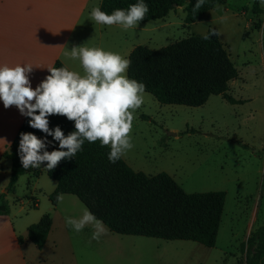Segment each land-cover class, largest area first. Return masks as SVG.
<instances>
[{"label":"rangeland","instance_id":"374dc122","mask_svg":"<svg viewBox=\"0 0 264 264\" xmlns=\"http://www.w3.org/2000/svg\"><path fill=\"white\" fill-rule=\"evenodd\" d=\"M254 3L226 0L189 26L184 7H175L165 19L128 29L122 46L158 49L216 29L238 69L226 95L201 107L162 105L145 93L134 114V147L123 156L136 171L168 173L189 193L225 191L216 246L119 235L105 225L106 234L93 240L92 225L75 232L65 223L87 208L73 195L53 207L49 195L57 182L44 174L31 194L21 176L16 195L8 197L13 213L31 225L45 213L53 218L49 244L42 250L31 244L28 255L47 264H246L244 246L264 225V5L257 12ZM228 96L243 103L231 104Z\"/></svg>","mask_w":264,"mask_h":264},{"label":"trees","instance_id":"16d2710c","mask_svg":"<svg viewBox=\"0 0 264 264\" xmlns=\"http://www.w3.org/2000/svg\"><path fill=\"white\" fill-rule=\"evenodd\" d=\"M225 1L203 0L202 6L195 8L197 0H143L149 12L140 24L165 19L175 7H184L185 24L189 26ZM137 2L139 0H103L100 8L111 14L116 9L127 10ZM253 10L261 11L259 0H255ZM129 59L128 77L142 82L146 86L145 93L162 105L201 107L212 96L226 95L230 82L239 74L216 29L158 49L137 45ZM53 67L66 66L58 60ZM228 102L243 103L231 96ZM29 119L25 117L11 149L4 153L12 162V173L6 192L0 194V215L10 213L7 196L16 192L20 177L28 173L36 177L41 174L40 168H23L19 156L20 134L46 137L49 142L46 150H59V142L31 128ZM48 119L50 129L59 126L65 136L76 130L74 121L64 116L52 115ZM109 151L110 148L101 146L99 141H85L73 158L64 159L55 169L48 170V176L57 182L56 189L49 195L53 207L58 206V194L73 195L113 233L192 241L208 248L216 246L225 211V191L189 193L166 172L148 175L136 171L123 157L111 163ZM52 227L53 218L45 213L28 227V238L42 250ZM18 239L24 241L22 236ZM244 247L246 264H264V225L248 238Z\"/></svg>","mask_w":264,"mask_h":264},{"label":"clouds","instance_id":"9594fccd","mask_svg":"<svg viewBox=\"0 0 264 264\" xmlns=\"http://www.w3.org/2000/svg\"><path fill=\"white\" fill-rule=\"evenodd\" d=\"M259 2L264 5V0ZM202 4L203 0H197L195 8ZM148 12V5L139 0L127 10L116 9L111 14L95 6L91 9L90 19L101 25H118L126 31L137 27ZM65 56L78 59L84 74L67 67H50V74L35 88L29 79L32 65L0 66V101L3 106H15L22 115L30 118L31 128L59 142V150L49 152L46 137L41 139L33 133H21L19 156L24 169L39 168L46 163V168L52 171L62 160L73 158L85 141H99L101 146L109 147L111 163L117 162L134 147L131 137L134 114L144 104L146 86L128 77L130 59L84 44L73 46ZM52 115L74 121L76 130L65 136L59 126L50 129L48 117ZM57 201H63V194L57 195ZM65 223L75 232L92 225L91 238L97 241L107 232L103 221L88 209L79 219L68 217Z\"/></svg>","mask_w":264,"mask_h":264},{"label":"crops","instance_id":"0c3cea01","mask_svg":"<svg viewBox=\"0 0 264 264\" xmlns=\"http://www.w3.org/2000/svg\"><path fill=\"white\" fill-rule=\"evenodd\" d=\"M102 1L0 0V66L32 65L29 79L35 88L49 75L48 68L58 60L69 70L84 74L78 59L65 56L73 46L100 47L129 59L134 47H122L129 38L127 30L118 25L97 24L90 19L91 9L101 7ZM25 117L15 106L5 108L0 101V194L6 192L12 173V162L4 157V153L11 149ZM39 168L40 176H48L46 163ZM23 176L28 178L27 187L31 194L40 176L32 173ZM11 194L16 195V192L8 194L7 198ZM23 219L22 216L18 218L12 209L9 214L0 215V264H47L44 259L28 255L33 244L28 238L31 222ZM19 236L23 237V242L19 241ZM49 242L50 235L45 247Z\"/></svg>","mask_w":264,"mask_h":264},{"label":"water","instance_id":"95a60500","mask_svg":"<svg viewBox=\"0 0 264 264\" xmlns=\"http://www.w3.org/2000/svg\"><path fill=\"white\" fill-rule=\"evenodd\" d=\"M176 6V5H175Z\"/></svg>","mask_w":264,"mask_h":264}]
</instances>
